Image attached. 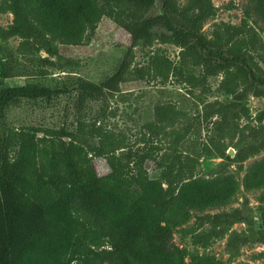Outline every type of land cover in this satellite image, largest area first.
Returning a JSON list of instances; mask_svg holds the SVG:
<instances>
[{"label": "trees", "instance_id": "1", "mask_svg": "<svg viewBox=\"0 0 264 264\" xmlns=\"http://www.w3.org/2000/svg\"><path fill=\"white\" fill-rule=\"evenodd\" d=\"M156 2L159 12H154ZM243 9L253 23L220 22L208 37L201 28L215 15L212 0H0V14H12L11 23L0 26V40L18 37L22 57L0 44V118L19 101L49 105L69 92L66 85L38 82L4 86L9 78L27 75V65L47 66L52 57L79 49L106 18L127 38L111 75L99 83L75 80V129L65 124L15 128L0 121V264H225L175 244L174 232L192 219L195 229L187 233L195 246L223 238L238 222L255 226L257 240L264 243V205L259 222L248 215L246 198L242 207L210 212L239 192L238 180L221 173L231 166L243 171V163L264 150V111L255 115L256 124L240 125L251 117L248 98L264 97V40L257 27L264 23V0H246ZM154 41L178 46L179 62L154 54L145 65L132 66L135 46ZM137 80H173L185 86V94L215 90L228 98L201 100L192 121L166 148L132 151L122 133L104 129L99 121L108 115V96ZM96 101L100 107L90 123L85 116ZM186 116L176 103L157 101L141 142ZM230 133L238 142L232 156L224 143ZM85 135L99 140L88 146L90 156L80 139ZM92 156L103 157L110 172L98 175ZM201 156L221 158L219 172L197 175ZM146 160L155 164L152 175ZM242 185L264 188V157L246 167ZM205 225L208 229L201 230ZM248 241L234 232L225 248L234 254Z\"/></svg>", "mask_w": 264, "mask_h": 264}, {"label": "rangeland", "instance_id": "2", "mask_svg": "<svg viewBox=\"0 0 264 264\" xmlns=\"http://www.w3.org/2000/svg\"><path fill=\"white\" fill-rule=\"evenodd\" d=\"M186 0H179L184 3ZM216 7L215 15L209 18L201 28V32L208 37L214 25L220 22H228L234 25L251 24L252 19L246 18L244 15V6L246 0H212ZM154 12H159V3L156 2ZM12 14L4 12L0 14V26L7 27L11 23ZM258 31L264 40V23L259 22ZM126 36L121 34L109 19L101 20L93 33H87L83 39V44L79 49H73L67 52L61 59L52 57V64L39 67L27 65V75L9 78L4 81V86H15L22 82H38L48 86H63L69 87V92L59 98L53 100L49 105L34 101H19L17 106L10 107L4 111V118H0L5 124L19 128L21 126L33 125V127H59L67 125L75 129L72 122L74 116L73 101L75 98L73 85L77 78H84L89 81L99 83L105 77L114 72L115 68L123 58L127 41ZM18 37H11L6 41L0 40V44L8 46L22 60L19 54ZM58 45V43L56 42ZM180 48L174 44H162L154 41L149 47L137 45L133 49V65L142 66L147 63L150 57L154 54L162 55L169 58L173 63L179 62ZM45 56L46 54H42ZM1 60V54H0ZM45 73V74H43ZM184 85H178L173 80L166 83L159 81L137 80L130 81L119 86V92L108 96L105 113L106 117L99 122L104 129H113L115 132H120L126 137L129 143V148L132 151L144 147L146 151L150 147L159 146L166 148L172 139L175 137L176 131L189 121L200 109L197 106L201 100L211 101L214 99L226 100L228 96L217 93L215 90L207 94H201L199 89L194 90L193 94H185ZM215 87V86H214ZM157 101H172L177 107L183 109L187 116L180 119L173 125H165L159 132L158 136L152 137L148 142L142 143L141 137L144 134V126L148 121H151L153 116V107ZM87 109L86 120L90 123L94 120L96 111L100 107V102H93ZM248 106L250 111L249 119H242L240 125L254 120L255 115L260 111H264V97L250 96L248 98ZM114 114V116L111 114ZM205 132H202L204 138ZM40 136L41 133H38ZM145 138H148L146 135ZM85 144V152L90 156L89 145H97L99 142L97 137L85 135L80 138ZM227 152L229 150L236 151L238 147L237 137L231 133L227 135L225 141ZM264 157V150L253 155L244 163V170L238 171L236 166L229 167L224 173L231 174L239 182V192L233 200L227 205L218 209L211 210V213L230 211L235 207H242L243 201L247 199L248 215L254 221H260V205H264V188L259 190H245L242 181L245 174V169L253 161ZM92 163L95 166L98 175H105L110 172V168L103 157L92 156ZM222 163V159L216 156H201L197 166V175L213 176L218 173V166ZM148 172L152 175L155 171V164L151 160L144 162ZM261 198L263 202L261 203ZM194 214H200L197 211ZM205 225L201 230L208 229ZM194 219L177 229L173 235V241L179 247L185 248L188 252L194 254H212L217 258L222 259L225 264H264V243L258 241L260 234L256 233V227L248 225L244 222L235 223L225 234L223 238L212 241L206 247L195 246L191 242V235L187 233L189 230H194ZM264 234V224L261 227ZM237 232L248 236V243L240 247L239 251L234 254L227 252L225 248L226 241L232 233ZM189 257L186 258L188 261Z\"/></svg>", "mask_w": 264, "mask_h": 264}, {"label": "water", "instance_id": "3", "mask_svg": "<svg viewBox=\"0 0 264 264\" xmlns=\"http://www.w3.org/2000/svg\"><path fill=\"white\" fill-rule=\"evenodd\" d=\"M44 54H46L45 52H43ZM228 153L232 156L234 154L233 150H229Z\"/></svg>", "mask_w": 264, "mask_h": 264}]
</instances>
